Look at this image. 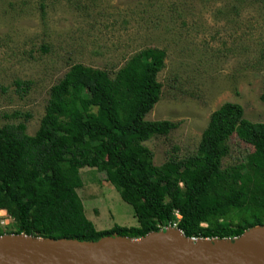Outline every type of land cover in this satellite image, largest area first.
Returning a JSON list of instances; mask_svg holds the SVG:
<instances>
[{"label":"trees","instance_id":"16d2710c","mask_svg":"<svg viewBox=\"0 0 264 264\" xmlns=\"http://www.w3.org/2000/svg\"><path fill=\"white\" fill-rule=\"evenodd\" d=\"M164 58L162 49L140 50L112 78L74 64L51 86L33 135L24 122L0 127V210L15 224L8 232L0 225V235L96 241L175 226L187 237L234 239L264 224V123L244 118L239 104L225 102L211 113L194 153L153 163L143 142L178 126L145 119L160 99L156 76ZM22 84L15 82L18 91ZM234 135L253 151L223 166ZM84 167L103 172L137 225L94 227L77 193Z\"/></svg>","mask_w":264,"mask_h":264},{"label":"rangeland","instance_id":"374dc122","mask_svg":"<svg viewBox=\"0 0 264 264\" xmlns=\"http://www.w3.org/2000/svg\"><path fill=\"white\" fill-rule=\"evenodd\" d=\"M147 48L164 50L165 58L156 76L160 99L145 119L178 123L143 142L155 165L194 153L211 113L225 102L264 123V0H0V127L24 122L33 135L51 86L72 65L105 69L112 78ZM16 81L26 84L18 91ZM228 145L223 166L253 151L235 135ZM80 171L77 193L97 230L137 225L103 172ZM0 225L15 229L4 211Z\"/></svg>","mask_w":264,"mask_h":264},{"label":"water","instance_id":"95a60500","mask_svg":"<svg viewBox=\"0 0 264 264\" xmlns=\"http://www.w3.org/2000/svg\"><path fill=\"white\" fill-rule=\"evenodd\" d=\"M0 264H264V224L239 237H187L175 226L96 241L0 235Z\"/></svg>","mask_w":264,"mask_h":264},{"label":"clouds","instance_id":"9594fccd","mask_svg":"<svg viewBox=\"0 0 264 264\" xmlns=\"http://www.w3.org/2000/svg\"><path fill=\"white\" fill-rule=\"evenodd\" d=\"M0 211H4L5 212V210H0ZM5 214H6V212H5ZM7 215V214H6Z\"/></svg>","mask_w":264,"mask_h":264},{"label":"built area","instance_id":"2783aa9c","mask_svg":"<svg viewBox=\"0 0 264 264\" xmlns=\"http://www.w3.org/2000/svg\"><path fill=\"white\" fill-rule=\"evenodd\" d=\"M177 217H179V215H177Z\"/></svg>","mask_w":264,"mask_h":264}]
</instances>
